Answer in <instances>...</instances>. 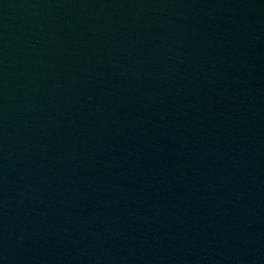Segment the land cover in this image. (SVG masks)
I'll use <instances>...</instances> for the list:
<instances>
[{"label":"water","instance_id":"1","mask_svg":"<svg viewBox=\"0 0 264 264\" xmlns=\"http://www.w3.org/2000/svg\"><path fill=\"white\" fill-rule=\"evenodd\" d=\"M0 264H264V0H0Z\"/></svg>","mask_w":264,"mask_h":264}]
</instances>
